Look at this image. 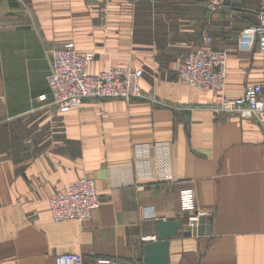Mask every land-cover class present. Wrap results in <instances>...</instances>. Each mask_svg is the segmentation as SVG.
I'll use <instances>...</instances> for the list:
<instances>
[{
    "label": "crops",
    "instance_id": "crops-1",
    "mask_svg": "<svg viewBox=\"0 0 264 264\" xmlns=\"http://www.w3.org/2000/svg\"><path fill=\"white\" fill-rule=\"evenodd\" d=\"M227 6L209 21L214 47L237 50L223 92L237 98L264 85L260 5ZM205 8L201 0H0V264H56L65 254L145 264L142 237L163 221L188 227L179 206L186 188L211 214V229L178 231L169 264H264V128L223 115L221 93L178 78L207 34ZM55 48L94 53L93 74L142 70L143 96L87 100L61 114L46 82ZM163 141L172 143L175 181L138 192L133 147ZM82 177L96 182L101 207L84 224L52 222L50 197Z\"/></svg>",
    "mask_w": 264,
    "mask_h": 264
},
{
    "label": "built area",
    "instance_id": "built-area-1",
    "mask_svg": "<svg viewBox=\"0 0 264 264\" xmlns=\"http://www.w3.org/2000/svg\"><path fill=\"white\" fill-rule=\"evenodd\" d=\"M207 9L218 13L228 9L227 0H207ZM256 27L258 49L264 56V1L257 13ZM212 37L206 35L202 44L187 54L178 71L179 80L193 89L221 93L217 111L223 115L254 120L264 128V85L250 86L237 98L223 94L227 85V71L230 57L235 48L217 49ZM94 53H79L72 49L55 48L52 51V67L46 77L53 104L61 114L78 111L87 100L98 102L121 100L127 103L141 98L142 70L131 66L111 67L98 73H91L95 62ZM47 102L48 96L39 98ZM133 187L143 192L149 184H171L175 181L173 150L170 142L137 144L133 147ZM102 205L96 182L82 177L76 183L55 192L49 199L51 221L54 223L88 222ZM181 213L187 216V226L198 233L201 219L208 222L210 213L197 210L196 194L191 188L179 193ZM195 237L199 235H193ZM143 245L158 242L156 234L141 238ZM56 264H86L82 255L65 254L56 259ZM95 264H137L110 257H100Z\"/></svg>",
    "mask_w": 264,
    "mask_h": 264
},
{
    "label": "water",
    "instance_id": "water-1",
    "mask_svg": "<svg viewBox=\"0 0 264 264\" xmlns=\"http://www.w3.org/2000/svg\"><path fill=\"white\" fill-rule=\"evenodd\" d=\"M185 216H187L185 214ZM202 227L198 233L194 231L193 235L209 234L211 227L207 226L205 218L201 219ZM184 230L191 234L189 227H184L182 220L163 221L155 228V233L158 236L157 243H151L145 246V264H169V239L177 236L178 231Z\"/></svg>",
    "mask_w": 264,
    "mask_h": 264
},
{
    "label": "rangeland",
    "instance_id": "rangeland-1",
    "mask_svg": "<svg viewBox=\"0 0 264 264\" xmlns=\"http://www.w3.org/2000/svg\"><path fill=\"white\" fill-rule=\"evenodd\" d=\"M242 1V0H241ZM263 1L264 0H248V2H250V3H258L260 6H259V8H261V6H262V4H263ZM230 2V0H227V3H229ZM201 4H203V5H205V6H207V0H201ZM258 8V9H259ZM205 9H207V7L205 8ZM208 10V9H207ZM205 11L206 13H205V16H206V19H207V34L206 35H208V36H210V37H212L213 38V33H214V31H213V29H211V26L213 25V23L212 24H210V21H209V18H210V16H211V12L208 10V11ZM225 19H227V22H226V24H230V23H228L229 21H231L230 20V18H225ZM208 28H209V30H208ZM214 40V39H213ZM214 43H215V41H214Z\"/></svg>",
    "mask_w": 264,
    "mask_h": 264
}]
</instances>
